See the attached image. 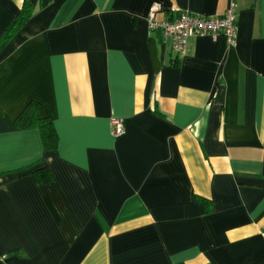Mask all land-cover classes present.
Here are the masks:
<instances>
[{
  "label": "crops",
  "instance_id": "obj_1",
  "mask_svg": "<svg viewBox=\"0 0 264 264\" xmlns=\"http://www.w3.org/2000/svg\"><path fill=\"white\" fill-rule=\"evenodd\" d=\"M27 1L0 51V264H264V0H235L236 45L197 36L183 55L150 8L230 0ZM23 2L0 0V38ZM30 101L54 150L14 125Z\"/></svg>",
  "mask_w": 264,
  "mask_h": 264
},
{
  "label": "built area",
  "instance_id": "obj_2",
  "mask_svg": "<svg viewBox=\"0 0 264 264\" xmlns=\"http://www.w3.org/2000/svg\"><path fill=\"white\" fill-rule=\"evenodd\" d=\"M158 6L154 4L147 15V28L150 32L160 29L165 35L171 36L173 49L183 55L187 42L197 36H211L216 39L223 36L228 45L237 43L236 5L230 0L226 11L217 16H203L188 11H179L176 16L159 20L157 18ZM110 131L114 137L125 132L122 117L114 116L110 119Z\"/></svg>",
  "mask_w": 264,
  "mask_h": 264
},
{
  "label": "trees",
  "instance_id": "obj_3",
  "mask_svg": "<svg viewBox=\"0 0 264 264\" xmlns=\"http://www.w3.org/2000/svg\"><path fill=\"white\" fill-rule=\"evenodd\" d=\"M34 14V5L24 0L22 8L14 21L7 27L0 38V51L6 46L10 39L28 22ZM43 109L41 103L30 101L20 112L14 121V125L20 129L38 128L41 133V139L46 151L54 150L57 147L58 136L50 117H40L38 113ZM1 116V114H0ZM31 173L38 182L48 183L53 175L50 168L46 165L29 167ZM202 202L200 198H196Z\"/></svg>",
  "mask_w": 264,
  "mask_h": 264
}]
</instances>
